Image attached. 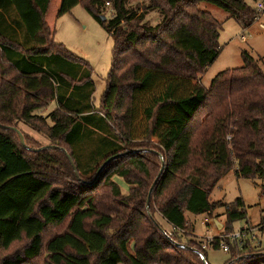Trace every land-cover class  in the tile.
Returning a JSON list of instances; mask_svg holds the SVG:
<instances>
[{
	"label": "trees",
	"instance_id": "obj_1",
	"mask_svg": "<svg viewBox=\"0 0 264 264\" xmlns=\"http://www.w3.org/2000/svg\"><path fill=\"white\" fill-rule=\"evenodd\" d=\"M247 1L0 0V253H6L0 264H207L202 243L187 238L193 229L185 214L215 211L209 196L233 168L237 179H264V67L243 51L242 67L217 74L203 88L199 77L221 53V25L199 5L215 6L247 29L257 14ZM79 4L113 40L106 90L95 111L102 120L87 115L90 107L82 102L90 100L89 81L53 67L58 58L85 66L53 39L55 20ZM107 7L111 19L101 22ZM151 12L159 16L156 25L146 21ZM53 100L60 109L37 114ZM41 120L50 121L48 139L65 145L69 155L58 147L21 146L17 125ZM86 127L106 145L80 164L72 147ZM51 150H62L74 165L60 187L49 174ZM144 155L163 164L151 213L144 206L129 210V177L145 169ZM114 178L130 187L129 195ZM221 208V232L231 234L232 223L246 220L244 203L238 198ZM220 242L214 238L210 246L219 249ZM227 245V264H264V246L245 239Z\"/></svg>",
	"mask_w": 264,
	"mask_h": 264
},
{
	"label": "rangeland",
	"instance_id": "obj_2",
	"mask_svg": "<svg viewBox=\"0 0 264 264\" xmlns=\"http://www.w3.org/2000/svg\"><path fill=\"white\" fill-rule=\"evenodd\" d=\"M148 2L149 0H129V5L142 6L147 5ZM247 3L252 9L254 8L252 1L248 0ZM199 8L210 13L221 25L218 39L221 53L216 61L199 77L203 88L208 89L212 79L217 74L225 70L242 67L241 53L243 51L254 59L261 58L262 61L264 60V16L260 17L258 21H254L247 29H242L240 24L230 18L227 13L213 5L201 3ZM106 10L105 18L106 22H108L111 19V11L109 7ZM13 13L14 10L12 12L9 7L5 16L10 20V17H15ZM146 21L151 25H156L159 22V16L156 12H151L147 15ZM19 37L21 38L20 33ZM53 39L56 44L62 45L74 57L84 62L85 66H80L58 58L54 61L55 66L53 67L57 68L59 72H66L70 77L78 75L89 81L90 88H92L90 100L88 102L82 100V102L87 107H90V113L88 112L87 115H92L93 118L102 120L98 114H95V111L99 109L101 97L106 90L107 78L111 70L113 57L112 38L107 34L104 27L87 13L83 4H79L69 13L55 20ZM70 90L71 88H68L66 96L70 94ZM75 99V101H79L77 98ZM56 109H60V107L53 100L44 110L37 112V114L46 117ZM31 124V127L22 124L17 125V128L22 132L20 133L23 136L24 144H27L31 150L43 151L47 147H58L59 149H65L67 155H69L65 145L54 144L48 139L50 121H33ZM100 125L104 126V123L100 122ZM97 136L102 137L89 129L84 130L81 140L72 147L80 164H85V161L89 159L92 153L106 145L105 141ZM15 140H17L16 137ZM156 151L161 153L158 149ZM47 155L51 156L54 162L53 170H50L49 174L52 176L53 183L60 187L61 184L66 183V179L70 176V162L67 161L62 150H51ZM142 163L145 165V169L143 170L141 167L140 169L138 168V171L132 170L129 177L130 182L133 184V186H130L133 189L131 191L133 202L129 205V210L139 211V208L144 206L151 213L156 211L154 196L156 192L155 188L151 190V187L160 172V161L154 156L144 155ZM114 181L118 183L124 195H129V186L117 178H114ZM108 193L107 190H104L100 194V198L108 197ZM168 195V193L164 194L165 197ZM238 198H241L244 203L247 214L246 220L232 223L230 225L231 232L237 233L244 228H249L252 231L251 233L255 235V245L260 248L264 246V226L260 225L261 216L264 214V179H237L234 176L233 168L218 182L209 196L210 202L216 203L218 206L215 211L210 215L194 216L189 213L185 214L188 224L193 229L189 236H186L188 239H193L201 242L202 245H206L205 259L207 264H227L230 259L229 253H224L220 247L219 249H213L207 244L208 240L205 238H219L221 243L228 244L230 240L227 241V238H222V236L230 234L221 232L222 229L218 230L215 226V221L221 224L222 227L225 226L224 208H221V206L232 204ZM136 201L138 202L137 208L134 206ZM109 207H111V204L105 198L101 204V209L107 213ZM155 219L167 234H171L172 228L160 218L158 213H155ZM59 230L57 229V231ZM20 247V245H16L13 250ZM5 256L6 253H0V258Z\"/></svg>",
	"mask_w": 264,
	"mask_h": 264
},
{
	"label": "built area",
	"instance_id": "obj_3",
	"mask_svg": "<svg viewBox=\"0 0 264 264\" xmlns=\"http://www.w3.org/2000/svg\"><path fill=\"white\" fill-rule=\"evenodd\" d=\"M252 2L254 4V10L257 13L254 20L258 21L260 17L264 16V0H252ZM251 232L252 231H250L249 228H244L237 233H232L228 236H222V238H229L232 242H235L237 244L241 243V241H243L244 239L253 242L255 241V235L252 234ZM205 239L208 240L207 244L210 246V244L213 242V239L209 237ZM219 247L224 253L229 252V246L227 244L220 242ZM203 249H206V245H203Z\"/></svg>",
	"mask_w": 264,
	"mask_h": 264
},
{
	"label": "water",
	"instance_id": "obj_4",
	"mask_svg": "<svg viewBox=\"0 0 264 264\" xmlns=\"http://www.w3.org/2000/svg\"><path fill=\"white\" fill-rule=\"evenodd\" d=\"M99 18H100V21H101V22H105V21H106V18L103 17V16H101V17H99ZM16 133L18 134V137H19V141H20L21 146L24 147V148H26V149H29V148H27L26 145L24 144V140H23V136H22V134H21L20 132H18V131H16ZM47 148H48V147H47ZM49 148H53V147H49ZM67 157H68V160H69L71 166L74 168L73 162L71 161L70 157H69V156H67ZM103 166H104V165H103ZM102 168H103V167H101V169H102ZM162 171H163V164H162V166H161L160 172H159V174H158L156 180L154 181V183H153V185H152V187H151V190L154 188V186H155L157 180L159 179V177H160ZM151 190H150V191H151ZM149 194H150V193H149ZM215 226H216V228H217L218 230H221V229H222V225H221V224H218L216 221H215ZM261 255L264 256V253H262Z\"/></svg>",
	"mask_w": 264,
	"mask_h": 264
},
{
	"label": "crops",
	"instance_id": "obj_5",
	"mask_svg": "<svg viewBox=\"0 0 264 264\" xmlns=\"http://www.w3.org/2000/svg\"><path fill=\"white\" fill-rule=\"evenodd\" d=\"M263 67H264V60H263Z\"/></svg>",
	"mask_w": 264,
	"mask_h": 264
}]
</instances>
